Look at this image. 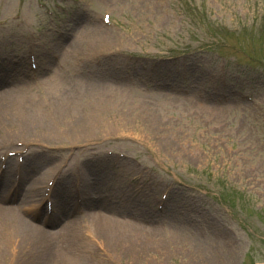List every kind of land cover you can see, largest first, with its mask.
Masks as SVG:
<instances>
[{
	"label": "rangeland",
	"instance_id": "rangeland-1",
	"mask_svg": "<svg viewBox=\"0 0 264 264\" xmlns=\"http://www.w3.org/2000/svg\"><path fill=\"white\" fill-rule=\"evenodd\" d=\"M0 1L5 3L3 17L18 8L28 17L30 6L34 4L33 0H26L25 3L23 0L20 3L19 0ZM82 1L88 8L87 12L92 9L101 10L109 5V0ZM118 1L121 5L118 15L114 24L106 28L110 32L109 39L119 34L124 37L126 43H123L121 48L133 47V51L141 54L172 55L179 52V55L156 63L151 74L144 80L145 85H136L133 82V86H123L120 95L116 93L107 100L103 93L95 94V100L103 107H108L104 115H95V111L93 116L45 113L41 116L48 120L50 128H55L56 123L65 124L68 128L63 131L66 132L54 136L45 126L39 125L40 129L33 126L32 130L26 125L23 127L24 132H9L5 138H16L12 134L18 133L19 138H34L44 145H49L47 143L69 144L77 138L88 142L100 141L104 134H121L123 137L118 140L103 139L99 149L106 145L133 153L143 160V166H148L149 170L137 168L136 171L148 177L150 185L155 188L154 192L160 193L165 189L167 180L169 183L173 182L177 185L175 190L181 189L182 194L168 190L169 199L173 197L175 204L177 203L171 207L177 209L178 214L180 209L189 212L193 218L200 217L209 230H215V235L211 242H205L208 240L205 237L199 244H190L185 240L175 243V256L169 258L167 245H161L157 250L151 243L152 238L156 235L160 237L158 234L163 233L162 228L158 227V230L154 231L156 233H153L149 228L151 225L147 226L140 219L139 225L135 222L133 227L123 226L126 228V238L107 237L102 233L101 237L99 234L97 237L103 241V249H99L102 253L98 254L97 262H91L89 253L85 254L86 258L84 255L80 257V243H68L66 238L69 233L62 232L65 230L61 227L52 233L54 237L47 234L45 238H39L45 246L50 243H44L46 239L55 242L44 264H61L60 257L68 255L72 259L65 260L63 264H87V261L89 264H210L213 263L214 256L207 245L210 243L216 258H220L219 264H264V75L244 74L242 70L237 73L233 68L228 75V85L222 84L218 63L214 58L216 52L220 51L237 57L244 63L253 62L252 59L264 62V0H138L130 13L126 10L128 3H125V0ZM120 10L125 11L123 16H119ZM130 15H134L133 20ZM84 30L85 28H76L75 33ZM71 40L63 43L67 51L60 56L74 49ZM203 48H209L210 53L204 52ZM184 51L191 53L185 54ZM141 62L143 61L133 59L129 66L141 71L144 68ZM260 65L257 67L264 68ZM11 76L6 68L0 76L1 88H5L8 82L13 83L6 92L17 90L23 94V88L29 89L24 87V82ZM43 78L45 77L39 81ZM61 79H65L69 84V91L64 93L66 97L70 95V100L67 97L68 108L74 105L83 111L82 107L90 95H87L84 102L81 101L83 83L80 85L72 79ZM44 83L47 82H37L38 85ZM179 87H188L192 92L174 93ZM103 88L105 87H101ZM18 92L13 93L18 95ZM198 92L204 93V96L198 97ZM243 93L254 95L259 105L241 99L240 94ZM223 96L228 99L214 102V99ZM79 102L81 106L78 105ZM112 105L119 108L114 109ZM53 107L51 103L49 108ZM5 109L0 107L2 117L7 114ZM23 110H27L26 105ZM158 114L161 115L157 117ZM90 117L92 121L89 120ZM117 120L123 121L120 129L114 128L113 124H116ZM5 121L0 122V125ZM88 122L94 124L92 130L87 128ZM99 125L101 127H98ZM80 126L85 129L77 132L76 129ZM2 139L3 137H0V141ZM104 165L108 166L107 170L100 173L104 184L99 182L92 187H102L101 198L103 193L113 192L117 196H109L110 199H118L121 193L122 198L129 204L110 207L107 213L103 212V207L99 204L98 212L92 216H100L110 221L108 213L117 216L112 212L118 213L119 208H123L126 210L122 211L125 215H137L144 219L160 218L157 214L150 215L142 206H139L142 209L133 206L131 196L137 193H132L130 186L125 184L126 179L118 180L119 177L112 172L115 168L119 173L127 174V164L102 161L97 162L95 167ZM109 167L113 170L109 171ZM88 176L92 177L89 174ZM176 177L180 179V183L185 182V185L180 186V183L172 181ZM190 186L199 190L194 191ZM89 189L87 186L86 190ZM155 204L153 202V206ZM87 220L94 222L93 218ZM211 220L215 221L214 226H210ZM79 221L76 223V229L82 228ZM117 224L114 222L115 226ZM135 226L147 228L144 230ZM11 232L12 230L8 233ZM95 233L97 234V230ZM147 236L151 238L149 243ZM80 239L83 241L81 236ZM9 240L6 232L0 234V243L5 253ZM234 249L239 252L234 253ZM71 250L74 252L71 253ZM241 251L246 254L244 261L241 259L244 254ZM28 252L29 248L25 249V254ZM32 252L27 256V260L31 257L34 264H37L36 252ZM76 252L79 260L74 261ZM10 256L5 254L4 258L0 257V264H14L15 259L12 260ZM208 258L210 262L205 261Z\"/></svg>",
	"mask_w": 264,
	"mask_h": 264
},
{
	"label": "bare ground",
	"instance_id": "bare-ground-1",
	"mask_svg": "<svg viewBox=\"0 0 264 264\" xmlns=\"http://www.w3.org/2000/svg\"><path fill=\"white\" fill-rule=\"evenodd\" d=\"M57 80V79H55ZM60 81H55V83H52V85L49 86L52 87L49 91L50 95L53 96V98H56V95H58L59 90H61V87H59L60 85ZM59 87V88H58ZM14 94L11 93L10 96L5 95L4 93L0 94V107L5 109L7 106L8 109L6 110V115L4 117H2L0 115V122L5 121V117H9V118H13L16 117L15 113L18 114L19 116H22V112L19 108H15L14 103L12 101V98H14ZM68 98H70V95L68 94L67 96ZM66 96H64L62 99H56L59 107L58 110L61 112H66L67 109L65 108V105L67 106V104L64 105L65 102H67L68 100H65L67 98ZM10 105H12V107H10ZM24 118H28L27 115L23 116ZM41 121H43L42 118H40ZM36 126L39 124H35ZM66 128H68V126H66L65 124H63ZM70 129V128H69ZM49 163L48 162H44L43 165L38 168L37 173L39 174V176L36 178V180L32 181L28 186H27V191H28V196H31V194L33 193L34 195H37L39 193H41V189L39 187L38 184H41L40 180L43 178L42 175L43 173L46 171L44 170L46 166H48ZM2 185L4 186L5 184L2 183ZM60 200V208H63L64 205H62L63 201ZM37 204L36 203H32V206ZM101 204L105 205L106 207H112L110 204H106L105 201H102ZM28 208L31 209V206H29ZM0 210H3L0 207ZM60 212H58L59 214ZM8 214L9 216L15 215L18 216L16 218V220L12 223L13 224V230L16 232L15 234H12V236H16V237H20L19 240V246H23V247H27V244L29 245V249L31 251H35L36 252V256H37V262L43 264L48 256L51 254V250H53V244L55 242L50 241L48 246H45V244H43V242L41 240H38L37 236H43L47 233V230L41 228V227H37V226H33L30 223H28L22 216H20L19 214L15 213L13 209H8ZM92 218L94 219V224H95V228H97V231L99 232V234L102 236L105 235L107 237L111 236V237H118V238H123V236L125 237L126 234V228L124 229V223L120 224L118 223L116 226L114 225V223L112 224L111 221H107L104 220V218L100 217V216H92ZM2 221V224H8L6 222V219L0 220ZM5 222V223H4ZM78 222V220H72L71 222H69L67 224V226L64 228L66 229L69 233H70V237L69 240L74 244V243H78L77 240L75 239L76 233H77V229H76V223ZM78 224V223H77ZM9 225V224H8ZM73 226L72 228H70V226ZM124 226V227H123ZM78 231H80L78 229ZM102 233V234H101ZM51 234V233H48ZM182 235V234H180ZM51 237H54L53 234H51ZM126 238V237H125ZM182 240H185L187 243H193V244H197L198 242H196L194 239L190 238V237H183V236H178L176 238V243L178 244L179 242H183ZM45 243V241H44ZM176 244V245H177ZM210 251L213 253L214 256H212V262L210 264H219L220 263V258L217 257L216 258V253L213 252V246L212 244H207ZM45 250V251H44ZM33 253V252H31ZM66 255V254H65ZM76 255V257H75ZM74 255V261L75 260H79L78 255L75 254ZM72 259V257H70L69 255L67 257H63L62 258V264L65 262V260H69ZM208 260L210 262V259H205V261ZM73 262H67V264H72ZM77 264H79L77 262Z\"/></svg>",
	"mask_w": 264,
	"mask_h": 264
}]
</instances>
